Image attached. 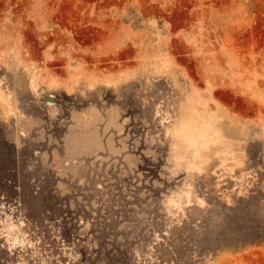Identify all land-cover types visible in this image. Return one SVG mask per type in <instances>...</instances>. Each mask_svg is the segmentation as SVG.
<instances>
[{
    "label": "rangeland",
    "instance_id": "1",
    "mask_svg": "<svg viewBox=\"0 0 264 264\" xmlns=\"http://www.w3.org/2000/svg\"><path fill=\"white\" fill-rule=\"evenodd\" d=\"M237 87L264 101V0H0V264H264Z\"/></svg>",
    "mask_w": 264,
    "mask_h": 264
},
{
    "label": "bare ground",
    "instance_id": "2",
    "mask_svg": "<svg viewBox=\"0 0 264 264\" xmlns=\"http://www.w3.org/2000/svg\"><path fill=\"white\" fill-rule=\"evenodd\" d=\"M253 60H255V58H253ZM32 76H34V74H32ZM236 87V86H235ZM30 88H32V90H35L37 89V84H36V79L34 77L31 78L30 80ZM69 91L71 89H68ZM232 91V90H231ZM234 93L237 95H240V96H243V99H242V103H241V109L242 111H249V110H252L256 113H261V111H264V101H259L255 98H252L250 97L248 94L244 93V91L240 90L238 87L235 88L234 90ZM38 93V91H36ZM208 92V91H207ZM230 92V91H229ZM228 92V93H229ZM209 93V92H208ZM39 94V93H38ZM226 94V93H225ZM206 95V94H205ZM235 95V97H236ZM228 97V96H227ZM238 97V96H237ZM0 98H1V95H0ZM230 98V97H229ZM232 98V97H231ZM226 99V98H225ZM239 104V103H238ZM239 107V105H238ZM196 111H198L200 113V109H199V106H195L194 108ZM210 109H213V107H211ZM240 110V109H239ZM200 116V115H199ZM210 120V121H209ZM209 120H207V122L204 123V125H202L201 128H197V133H198V137H200L202 131L204 130H208L213 122V119L212 118H209ZM212 120V121H211ZM240 121H242V119H240ZM244 123V121H242ZM211 129V128H210ZM188 130H184L182 129V136L184 138H187V140L189 141H192V142H195L194 140H192L193 138L197 140V138L193 137L192 134L188 133L187 132ZM199 139V138H198ZM10 229H12V226H9ZM9 235H11V232L8 233Z\"/></svg>",
    "mask_w": 264,
    "mask_h": 264
}]
</instances>
